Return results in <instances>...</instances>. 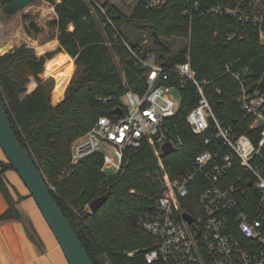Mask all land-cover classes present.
I'll list each match as a JSON object with an SVG mask.
<instances>
[{
	"label": "trees",
	"instance_id": "1",
	"mask_svg": "<svg viewBox=\"0 0 264 264\" xmlns=\"http://www.w3.org/2000/svg\"><path fill=\"white\" fill-rule=\"evenodd\" d=\"M10 1L0 0V6ZM46 1L55 8L56 17L49 25L57 30L60 46L39 55L34 48L22 44L0 54V94L12 127L46 178L93 264H162L147 262L145 253L155 238L137 225L139 215L152 207L160 190L162 169L152 146L127 150L121 170L107 172L102 170L100 151L72 164V143L100 116H113L115 108L123 107L122 97L127 90L146 91L147 71L135 63L125 41L143 57L154 52L156 62L167 66L189 59L198 79L213 80L207 95L223 126L234 134H247L258 143L264 124L254 125L255 116L240 101L243 87L253 95L264 94V42L258 27L251 21L208 10L218 1L235 6L239 0H165L158 7H148V0H139L130 17L108 0ZM186 9L189 13H184ZM127 23L128 36H124L122 30ZM130 29L149 33L155 47L144 52L141 45L131 44L128 39L136 37ZM28 30L40 32L42 28L32 22ZM173 36L189 39L188 46L174 57L162 41L163 37ZM59 51L74 59L76 69L65 97L54 105L51 94L55 80L41 74L46 61ZM31 77L37 85L28 92ZM215 86L221 91L216 92ZM180 91V108L176 116L167 120L166 129L180 136L183 144L173 153L162 155L171 177L191 168L196 155L208 148L185 119L198 104L195 85L186 83ZM257 162L264 166V156ZM0 165V190L8 203L0 221L22 220L30 231L28 220L18 209L23 197L15 199L4 178L5 170L13 166L1 160ZM241 175L246 188L242 200L254 202L258 193L249 185L251 175L239 164L229 172L228 181H236ZM104 194L108 199L97 212L86 208ZM197 195L192 191L188 198L196 202ZM182 206L196 213L187 201L183 200Z\"/></svg>",
	"mask_w": 264,
	"mask_h": 264
},
{
	"label": "built area",
	"instance_id": "2",
	"mask_svg": "<svg viewBox=\"0 0 264 264\" xmlns=\"http://www.w3.org/2000/svg\"><path fill=\"white\" fill-rule=\"evenodd\" d=\"M164 1L148 0L147 6L158 7ZM208 10L253 22L264 42V0H239L235 6L218 1ZM124 45L135 63L146 69L147 89L143 93L127 90L123 95L127 102L123 101V107H118L120 113L115 112L118 109L115 108L113 116H100L77 138L72 143L71 163L100 151L102 170L118 172L127 150L152 146L162 169L160 190L152 207L137 219V225L155 238V243L146 250L147 262L264 264V166L257 162L264 156V128L259 142L255 143L247 134L237 135L223 126L207 95V87L213 80L198 79L189 59L171 67L157 63L154 52L143 57L126 41ZM190 82L195 85L198 104L185 119L192 132L204 138L208 148L196 155L191 168L171 177L162 161L163 146L171 143L178 148L183 141L180 136L168 133L166 122L176 116L180 108V86ZM215 90L221 91L219 86H215ZM173 92H178L177 99ZM240 101L242 107L255 116L254 125L264 124L263 93L253 95L243 87ZM235 164L251 175L249 185L258 193L254 202L242 200V195L246 194L244 176L228 181ZM192 191L198 192L196 202L188 198ZM183 200L196 213L184 209Z\"/></svg>",
	"mask_w": 264,
	"mask_h": 264
},
{
	"label": "rangeland",
	"instance_id": "3",
	"mask_svg": "<svg viewBox=\"0 0 264 264\" xmlns=\"http://www.w3.org/2000/svg\"><path fill=\"white\" fill-rule=\"evenodd\" d=\"M104 2L105 0H100ZM114 6H116L119 11L130 17L133 11L134 6L139 0H108ZM5 4L1 5L2 8ZM4 14V17L0 18V54H4L8 51L13 50L14 48L20 47L22 44H26L27 46L34 48L37 54L41 55L39 52V47L43 46L45 48L46 40H53L57 37V30L51 28L49 25L51 20L56 17V12L54 6L46 0H34L24 9L13 13V14ZM25 15H30V19H26ZM35 22L38 26L42 28L40 32H35L33 30H28L31 23ZM128 23L123 28V35L128 36ZM51 31V32H50ZM132 34L136 39H128L131 44H139L142 46V51L150 50V48L155 47L154 39L149 33H137V31L131 30ZM128 38V37H127ZM162 41L165 46L168 47L171 51V55L174 57L176 53L185 49L188 46L189 39L182 36H173L170 38L163 37ZM37 42V43H36ZM40 45V46H39ZM59 52L55 53V55L46 61L45 69L41 76L43 78L53 77L55 80V84L51 94V102L56 105L58 104L64 97L57 103L53 101V92L56 89V94H62L63 89L66 85L70 83L71 78L76 69V65L74 59L69 56L67 60H65L61 67L57 63V55ZM66 54V53H65ZM115 56V55H114ZM116 59V57H115ZM49 60L53 61L52 63H47ZM172 60V59H170ZM66 63V64H65ZM51 67L50 69H46V67ZM63 70V71H62ZM66 73V74H65ZM63 75V76H62ZM37 85L36 80L31 77L30 81L27 83L28 92L33 90ZM66 90V88H65ZM175 98L179 97L178 92H173ZM123 101L126 103V98L123 97ZM109 154L112 152L109 150ZM165 166V165H164ZM114 171L113 169H108V172ZM89 208V205L86 206ZM104 261V258H101ZM107 264H109L107 262Z\"/></svg>",
	"mask_w": 264,
	"mask_h": 264
},
{
	"label": "water",
	"instance_id": "4",
	"mask_svg": "<svg viewBox=\"0 0 264 264\" xmlns=\"http://www.w3.org/2000/svg\"><path fill=\"white\" fill-rule=\"evenodd\" d=\"M34 0H11L0 8V18L4 14L16 13L27 7ZM115 112L120 113L118 108ZM0 146L3 149L13 169L19 174L30 193L34 197L45 220L61 246L69 264H93L87 249L75 232L70 220L63 213L59 203L50 190L46 178L33 161L27 150L19 141L10 122L7 108L0 94ZM171 143L163 146V154L168 155L176 151ZM106 194L94 199L90 204V210L95 213L107 201ZM189 221L192 218L184 214Z\"/></svg>",
	"mask_w": 264,
	"mask_h": 264
},
{
	"label": "crops",
	"instance_id": "5",
	"mask_svg": "<svg viewBox=\"0 0 264 264\" xmlns=\"http://www.w3.org/2000/svg\"><path fill=\"white\" fill-rule=\"evenodd\" d=\"M59 46L57 37L53 40H46L45 48L39 53L44 54L47 51L57 49ZM56 57L57 59L65 57V52L59 51ZM52 62L49 60L47 63ZM65 88L66 85L62 94H56V89L54 90V103L59 102L64 97ZM0 160L9 162L1 146ZM1 170L2 166L0 165ZM4 178L14 198L18 199L19 195L23 197L18 202V209L28 220V226L32 231H29L27 224L22 220L0 221V264H69L59 242L19 174L13 168H8L4 172ZM7 208L8 203L0 190V215ZM31 233L34 234L35 238Z\"/></svg>",
	"mask_w": 264,
	"mask_h": 264
},
{
	"label": "bare ground",
	"instance_id": "6",
	"mask_svg": "<svg viewBox=\"0 0 264 264\" xmlns=\"http://www.w3.org/2000/svg\"><path fill=\"white\" fill-rule=\"evenodd\" d=\"M37 43V42H36ZM53 44V43H52ZM40 46V45H39ZM50 46H52L51 44H50ZM43 49H44V47L43 46H41V47H39V50L40 51H43ZM67 58H69V55L68 54H65V57H62V58H59V59H57V61H56V63L58 64V65H60L61 66V64L65 61V60H67ZM66 64V63H65ZM51 67H49V66H47L46 67V69L48 70V69H50ZM66 74V73H65ZM63 76V75H62ZM58 93V92H57ZM59 97V96H58Z\"/></svg>",
	"mask_w": 264,
	"mask_h": 264
}]
</instances>
